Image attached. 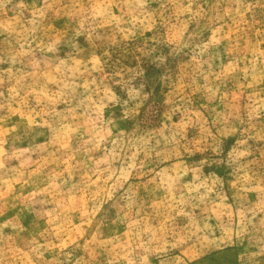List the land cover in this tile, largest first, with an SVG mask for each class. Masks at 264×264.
I'll return each instance as SVG.
<instances>
[{
    "label": "rangeland",
    "instance_id": "1",
    "mask_svg": "<svg viewBox=\"0 0 264 264\" xmlns=\"http://www.w3.org/2000/svg\"><path fill=\"white\" fill-rule=\"evenodd\" d=\"M0 264H264V0H0Z\"/></svg>",
    "mask_w": 264,
    "mask_h": 264
}]
</instances>
